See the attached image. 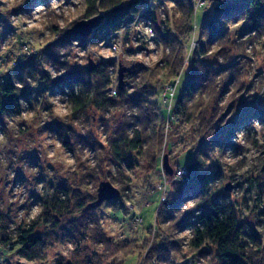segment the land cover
<instances>
[{
    "label": "rangeland",
    "instance_id": "1",
    "mask_svg": "<svg viewBox=\"0 0 264 264\" xmlns=\"http://www.w3.org/2000/svg\"><path fill=\"white\" fill-rule=\"evenodd\" d=\"M214 4L207 0L205 5H194L193 30L182 40L184 66L174 77L164 68L168 48L138 17L108 36L95 29L84 41L59 44L66 30L90 17L86 0H0V82L3 70H10L20 58L54 47L50 48L54 61H43L52 79L77 74L89 63L101 64L110 80L106 93L115 98L112 107L89 106L79 114L71 107L70 85L60 84L50 96L33 94L22 103L19 115L0 121V214L10 229L35 220L42 210L41 199L55 185L69 188L72 203L82 198L92 209L80 214L71 207L72 214H65L47 235L51 242L65 228L64 239L46 246L41 259L27 261L0 245V264H54L57 259L69 264H143L148 249L168 257L163 264H216L205 248L191 249L192 227H179L183 219L192 221L190 217L198 215L206 201L188 189L187 166L193 161L203 163L193 174L212 176L207 192L231 202L264 242V193L259 190L264 186V34L249 33L240 17L227 20L222 38L209 53L210 61L218 60L220 73L193 97L189 105L193 121L168 117L187 78L201 23L213 13ZM153 6L158 21H172L178 15L172 3ZM95 15L107 13L96 7L91 16ZM120 65L130 72H124L119 90ZM228 77L231 83L225 85ZM32 84L30 78L16 81L20 92ZM216 85L221 86L218 92ZM142 88H146L143 98L157 104L164 117L158 116L155 129L138 121L139 111L131 102ZM214 108L224 116L214 129L234 126L227 141L216 136L219 145L202 134L208 122L199 126L196 119L203 114L210 120ZM253 112H262V118L243 122L241 118ZM134 129L139 130L141 144L116 164L111 143L130 137ZM178 168H184L186 175L177 177ZM169 178L173 182L167 184ZM102 181L115 186L120 196L93 206ZM167 198L179 199V209L172 221L158 224L156 209Z\"/></svg>",
    "mask_w": 264,
    "mask_h": 264
},
{
    "label": "trees",
    "instance_id": "2",
    "mask_svg": "<svg viewBox=\"0 0 264 264\" xmlns=\"http://www.w3.org/2000/svg\"><path fill=\"white\" fill-rule=\"evenodd\" d=\"M212 1L215 3L213 5V13L209 14L201 23L197 47L190 52L188 59L190 63L189 70L182 86L180 97L174 106L167 111L168 117L172 115L175 121L184 123L193 121L194 116H191L192 114L189 111V105L193 97L212 83L214 78L220 73L217 70L219 68L217 66L218 60L212 59L210 61L209 53L210 47L222 38L223 28L227 24V20L232 19L233 21L240 17L245 21V29L249 33L257 36H263L264 34V0ZM156 2L172 3L178 10V15L172 21L167 18L158 21L153 11V5ZM86 4L90 17L96 11V7L105 10L107 13L105 17L101 16V24L99 23L96 28L101 36H108L119 31L124 24L135 17H138L140 21L150 20L153 24L152 30L156 35L157 41H160L163 47L168 48L164 65L165 70L170 76L177 77L180 74L185 61L182 40L189 38L193 30L192 17L195 13L193 0H86ZM86 38L77 35H64L61 36L59 44L73 39L84 41ZM50 48L53 50L54 47L36 51L33 55H26L16 61L10 70H3L4 79L0 82V121L5 117L19 115L22 112V103L30 101L29 99H31L33 94L39 97L43 95L50 96L53 89L60 84L70 85L68 97L71 107L76 113L83 114L89 106L103 109L106 106L112 107L114 105L115 98L106 93L110 80L101 64L92 65V68L87 66L77 74L69 73L64 77L52 79L43 69L44 60L48 58L54 61L55 59V54L51 53ZM151 75L153 77L156 76L154 74ZM29 78L32 80L33 86L29 85L20 92L16 86V81H23ZM225 80H227L225 82L226 85V83H231L232 79L228 77ZM220 88L221 86L218 89L216 85L215 92H218ZM145 89L139 90L140 96L132 98L131 102L139 111L138 121H141L142 125L146 124L155 129L158 125V116L162 119L164 117L160 114L157 104L155 107L149 104L146 98H143L145 96L144 92H146ZM118 93L121 92L118 91ZM261 115H263L262 112H253L241 119L247 123L254 118H262ZM209 116L210 120H207V117L203 114L196 118L199 121V126L205 121L208 122L202 130V134H209L212 137L211 141L217 145H219V142L216 141L217 135L227 141L233 134L234 126H225V128L218 130L214 129L213 125L216 126L219 123H223L224 116L220 117L218 108H214ZM141 141L139 130L137 129H134L130 137L126 136L120 140L113 141L111 143V154L116 158L115 163H122L125 160L126 151L135 150L139 147ZM202 165V161L198 163L193 161L188 164L187 170L190 179L187 183L189 185L188 189L204 196L206 199L203 210L198 215L191 216L192 221L186 218L179 222V227H192L191 239L188 241L191 249L199 251L205 248L204 250H208L216 264H264V242L261 238L241 220L231 202L207 192L209 191L207 186L211 175L193 174V172L201 169ZM171 182L173 181L169 178L167 184ZM259 190L264 193V186L259 188ZM72 199H74V195L69 188L55 185L50 189L49 194H46L41 199V213L30 224H19L10 229L8 222L0 214V245L3 248L15 250V256L27 261L41 259L46 246L54 241L64 239L63 231L65 228L60 229L62 234L60 233L51 242L48 241L47 235L50 233V228L53 229L52 232L58 228L65 214H72L71 207L74 206L75 212H80V214H84L87 211L92 213V209L90 206L86 208V201L82 198H78L73 203L71 202ZM179 201V199L169 200L167 198L157 207L156 218L158 224L172 221L179 209ZM92 221H94V218ZM175 245L173 243L172 246L174 247ZM204 250L203 252H205ZM148 251V260H145L143 264H163L168 262V257H163L161 253L153 254L152 250L148 249ZM54 264L69 263L62 259H57ZM172 264L177 263L172 262Z\"/></svg>",
    "mask_w": 264,
    "mask_h": 264
},
{
    "label": "water",
    "instance_id": "3",
    "mask_svg": "<svg viewBox=\"0 0 264 264\" xmlns=\"http://www.w3.org/2000/svg\"><path fill=\"white\" fill-rule=\"evenodd\" d=\"M101 22V16L95 15L89 17L87 19H81L76 22V24L66 30L65 35H77L80 37L89 36L93 30L97 28L99 23ZM89 67L92 68V63H89ZM124 72H130V69L119 66L118 69V89H122L124 86V82L122 78L125 76ZM165 168L168 173H171L170 168L166 164L165 160ZM120 196V191L113 186L108 181H102L99 183L97 188V199L93 202V206H99L104 201H110L111 199L118 198Z\"/></svg>",
    "mask_w": 264,
    "mask_h": 264
},
{
    "label": "built area",
    "instance_id": "4",
    "mask_svg": "<svg viewBox=\"0 0 264 264\" xmlns=\"http://www.w3.org/2000/svg\"><path fill=\"white\" fill-rule=\"evenodd\" d=\"M193 2H194V5L197 4V6H199V5L201 6V5H205L207 0H193ZM142 21H146L147 22L146 24H148V23L150 24V26H148V25L147 26H148L149 31H151V33L153 34L154 32L152 30L150 21L148 19H145ZM186 173H187V171L184 168H178L177 169V175H178L177 177L185 176Z\"/></svg>",
    "mask_w": 264,
    "mask_h": 264
}]
</instances>
